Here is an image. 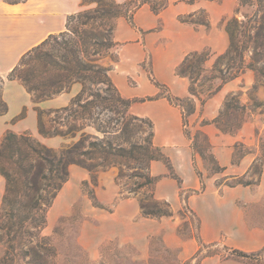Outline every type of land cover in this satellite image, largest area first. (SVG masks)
I'll list each match as a JSON object with an SVG mask.
<instances>
[{
    "label": "trees",
    "instance_id": "16d2710c",
    "mask_svg": "<svg viewBox=\"0 0 264 264\" xmlns=\"http://www.w3.org/2000/svg\"><path fill=\"white\" fill-rule=\"evenodd\" d=\"M7 2L14 4L21 1ZM83 2L86 3L87 0ZM256 2L257 10L252 17L242 22L233 19L226 27L230 44L227 51L217 60V64L221 63L226 67V72L219 70V78L223 83L238 78L248 69L255 71L258 76H264V63H262L264 62V0H256ZM129 6L133 8L130 11ZM141 6L136 0L113 5L98 1L96 8L69 16L65 32L50 36L26 54L8 75L9 80L20 81L36 102L67 92L74 83H81L83 90L69 107L53 110L39 107L35 109L38 114L40 135L44 138H63L65 141L59 148L43 144L28 132L18 134L8 131L0 143V174L7 183L0 210V264H18L20 261L26 264H47L48 257H52V250L46 240L37 239L38 235L34 230L45 227L47 210L52 207L58 193L69 181L70 167L77 165L88 169L92 173L91 183L96 187L98 184L93 174L94 170L97 167L107 166L120 155L121 148L117 141L123 138L128 141L133 138L139 128L136 123L138 121H147L149 127L154 129L151 120L130 114L133 100L126 99L120 94L110 77V69L98 63L101 57L117 46L113 40L114 23L110 25V21L123 15L133 23L134 12ZM151 9L154 13L160 11L153 5ZM104 26L108 28L98 32V28ZM59 37L63 41L56 42L52 46L51 40ZM49 46L52 50L46 49ZM248 53L250 57L247 62ZM208 60V54L194 53L177 68L176 75L187 77L192 84L193 80L201 76L202 67ZM149 78L160 90L158 97H165L175 106H177L175 102L183 100L173 96L168 87L156 81L153 76L149 75ZM3 84L4 79L0 77V98L3 104L0 113L7 109L2 99ZM102 85H105L106 89L96 88ZM221 89L222 86H219L214 91L210 90L211 97ZM189 92L190 95L197 96L192 85ZM153 99L155 98H148V100ZM226 106L228 109L232 107L227 103ZM104 112L112 116L100 121L99 116ZM182 115L184 131L188 135L186 132L188 121L183 113ZM23 116L25 110L20 117ZM45 117H49L48 124L44 120ZM89 127L94 128L102 137L85 131ZM152 136L154 138L153 130ZM210 153L216 166L212 169V173L223 172L224 168L218 164L212 152ZM148 157L153 161L163 162L168 168L169 176L181 184V179L174 172L170 159L161 150L156 149ZM202 158L205 163L206 159ZM206 168L210 170L207 165ZM197 174L202 178L201 172L197 171ZM159 180V177L150 178V181L155 182L156 185ZM222 183L221 181L218 185ZM82 185L87 187L88 182L83 181ZM226 185L251 187L252 183L238 181ZM204 188L205 184L202 183L201 190L203 191ZM88 195L94 207L108 210L97 201L92 191ZM140 208L142 216L146 218L160 220L174 216V211L168 202H155L153 205L141 202ZM35 239H37L36 245H31ZM195 239L199 250L192 260L185 264H193L203 250L217 244H206L199 235ZM225 251L224 260L264 264V248L258 252L247 253L225 246ZM215 255L218 253L202 256L199 264L206 257ZM28 256L29 260L26 261L25 257Z\"/></svg>",
    "mask_w": 264,
    "mask_h": 264
},
{
    "label": "crops",
    "instance_id": "0c3cea01",
    "mask_svg": "<svg viewBox=\"0 0 264 264\" xmlns=\"http://www.w3.org/2000/svg\"><path fill=\"white\" fill-rule=\"evenodd\" d=\"M192 7L183 0H169L167 8L160 13H154L150 6L144 5L134 14L135 25L127 18H120L114 33L117 49L110 77L121 95L133 100L130 111L136 116L152 121L154 143L170 159L174 172L181 179L179 184L177 180L168 176L169 171L164 163L153 161L151 173L154 177L160 178L156 185V196L172 204L173 211L177 212L183 207L180 192L186 191L189 193L186 206L199 219L198 233L204 243H218L224 238L228 247L247 253L258 252L264 248V229L248 227L244 211L238 201L252 203L262 199L264 168L255 191L249 186L226 185L230 180L248 177L256 156L253 153H246L236 161L234 152L238 140L222 134L215 128L213 121L218 115L219 107L212 109V105L215 102L221 103L219 97L222 89L210 97L199 119V123L205 119L212 121L211 124L199 126V129L208 134L212 143L211 152L218 164L224 168L221 173H209L204 160L194 153L191 140L185 134L181 109L170 104L165 97H158L160 90L149 78L151 75L156 81L167 86L175 97L183 99L191 96L190 80L176 75V70L189 52L202 49L199 40L193 35L192 28L178 19L180 15L191 13ZM87 8L83 0H24L14 4L0 0V77L4 79L2 99L7 106L6 111L0 113V143L5 134L12 131L18 134L28 132L50 147L61 144L62 140L58 137L44 138L40 135L38 114L35 109L39 107L53 110L69 107L82 93L83 85L74 83L69 91L36 102L20 81L9 80L8 75L26 54L50 36L65 32L69 16ZM146 53L151 55L153 73L147 72L141 66ZM131 80H135L136 85H132L129 82ZM24 110L25 116L20 117ZM197 113L192 115L194 122L199 115ZM70 171L75 180L90 179V173L79 166H72ZM197 171L202 173V178ZM221 181L223 183L218 185ZM202 183L205 184L203 191ZM3 184L0 174V204ZM112 194L115 195V192ZM70 210L68 204L59 209L52 208L49 219L53 222L57 215H67ZM140 211L138 204H122L114 212L108 213L92 207L89 215L104 219L103 229L106 237L111 236L108 233L111 229H114L112 236L120 237L122 232H119L120 224L138 217ZM164 219L166 218L160 219L158 223L162 225L161 221ZM168 240L171 242L168 245L172 247H183L184 260L194 256L199 250L195 238L184 241L175 237L173 242L170 238ZM201 264L246 263L233 259L222 260L219 255H215L206 257Z\"/></svg>",
    "mask_w": 264,
    "mask_h": 264
},
{
    "label": "rangeland",
    "instance_id": "374dc122",
    "mask_svg": "<svg viewBox=\"0 0 264 264\" xmlns=\"http://www.w3.org/2000/svg\"><path fill=\"white\" fill-rule=\"evenodd\" d=\"M5 1L17 2L22 0ZM98 1L113 5L123 4L129 0L124 2L87 0L85 5L88 8L86 10L96 8ZM183 1L187 5L193 6L192 11L189 14L180 15L178 19L192 28L193 35L202 46L200 51L189 52L184 60L194 53H205L209 57V60L202 67L201 76L193 80L192 84L190 83L197 96L191 95L183 98L181 102H175L188 121L186 132L191 140V146L193 150L198 152H195L196 154L206 159L205 166L207 165L210 169L209 173H212V169L216 167L210 153L212 143L208 134L199 129V126L211 124L212 121L205 119L199 123V119L211 97L210 90L214 91L222 86V93L219 97L221 103L215 102L212 105V109L219 107L218 115L213 121L214 126L222 134L238 140L235 143L234 152L236 161L246 153H253L256 156V161L251 167L248 177L233 179L227 183L233 184L238 181L252 183L251 188L255 191L264 168V76H258L255 71L248 69L238 78L223 83L219 78V70L226 72V67L221 63L217 64V60L227 51L230 44L229 35L226 31L228 23L233 19L238 22L247 21L257 10V2L256 0ZM136 2L138 5H142L140 8L144 5L151 8L153 5L160 10L158 13L169 5V0H136ZM131 9H133L132 6H129L128 10ZM122 17L126 18L122 15L110 21V25L114 23L113 40L117 22ZM133 25H135L134 21ZM107 28L105 26L100 27L98 32H103ZM62 41L63 39L59 37L56 40H51V45L54 46L56 42ZM46 49L50 50L51 46ZM116 49V47L111 49L108 54L99 59L98 63L112 69L116 60ZM249 57L250 54L248 53L247 62ZM141 66L147 72L153 73L150 53H146L145 61L141 63ZM129 82L136 85L135 80ZM96 88L104 90L106 86L102 85ZM226 103L232 106L231 109L227 108ZM2 108L3 104L0 98V110ZM197 112L199 115L194 122L192 115ZM130 114L134 115L131 111ZM110 116H112L110 113L104 112L99 118L102 121L107 120ZM139 118L149 120L144 117ZM44 120L47 124L49 123V117H45ZM136 123L139 128L133 138L128 139V141L126 138L117 141L121 148L119 149L120 155L110 161L107 166L97 167L94 170L93 174L96 176L98 184L96 187L91 183L92 173L88 169L81 167L90 173L87 187H83V181L72 178L70 171L69 183L67 182V186L66 184L63 186L52 207L47 210L45 227L34 230L38 235L37 239L46 240L48 247L52 250V257H48L47 264H185L194 257L191 256L184 260L182 259V246L172 247L168 245L171 243L168 238L172 242L175 237L187 241L199 235V219L186 206V200L189 196L186 191L180 192L183 203L182 209L174 212L172 218L161 221L162 225L158 223L160 220L143 217L140 211L138 217L120 224L121 230H118L119 232L122 231L120 237L112 236L114 229L108 230L111 236L106 237L103 229L104 219L89 215L91 208L94 207L88 195L90 191L97 201L111 212H114L122 204L140 205L143 202L153 205L155 202H168L156 196V183L150 181V178L154 177L151 173L153 160L148 155L156 149L161 150L154 143L152 136L154 129L149 127L147 121ZM85 131L102 137L94 128L89 127ZM58 138L62 142L53 148H59L65 141L61 137ZM2 178L4 184L0 210L7 185L5 178L3 176ZM113 191L115 195L112 194ZM64 204L70 206V213L67 215L59 214L53 222L50 221L52 208L59 209ZM238 204L244 211L248 227L264 229V195L258 202L238 201ZM170 205L173 208L172 204ZM108 210L103 211L108 213ZM30 229L32 230L31 227ZM168 233L170 234L169 237ZM37 239L33 240L31 245H36ZM225 246L226 241L222 238L214 247L203 250L202 254L193 261V264H199L202 256L213 253H218L223 260L226 256ZM25 260L28 261L29 256L25 257ZM18 264H26V262L20 261Z\"/></svg>",
    "mask_w": 264,
    "mask_h": 264
}]
</instances>
